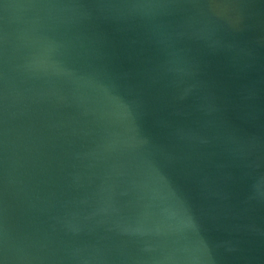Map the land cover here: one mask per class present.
<instances>
[{
    "label": "water",
    "instance_id": "obj_1",
    "mask_svg": "<svg viewBox=\"0 0 264 264\" xmlns=\"http://www.w3.org/2000/svg\"><path fill=\"white\" fill-rule=\"evenodd\" d=\"M0 264H264V0H0Z\"/></svg>",
    "mask_w": 264,
    "mask_h": 264
}]
</instances>
